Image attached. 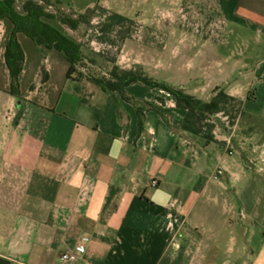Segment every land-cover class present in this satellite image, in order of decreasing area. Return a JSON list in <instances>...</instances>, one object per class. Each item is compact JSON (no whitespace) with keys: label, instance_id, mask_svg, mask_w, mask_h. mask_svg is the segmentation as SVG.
I'll return each instance as SVG.
<instances>
[{"label":"crops","instance_id":"0c3cea01","mask_svg":"<svg viewBox=\"0 0 264 264\" xmlns=\"http://www.w3.org/2000/svg\"><path fill=\"white\" fill-rule=\"evenodd\" d=\"M98 5L156 32L132 44L134 67L203 102L224 91L241 112L208 143L171 95L137 84L102 103L53 50L48 67L32 50L31 89L23 50L14 95L13 24L0 21V264H64L85 238L78 264H264V0H99L84 11Z\"/></svg>","mask_w":264,"mask_h":264},{"label":"trees","instance_id":"16d2710c","mask_svg":"<svg viewBox=\"0 0 264 264\" xmlns=\"http://www.w3.org/2000/svg\"><path fill=\"white\" fill-rule=\"evenodd\" d=\"M49 3V0H27L23 5L22 13H20L15 7V0H0V21L8 20L13 24L5 57L12 80L11 93L14 95L17 93L16 90L19 87V79L25 63L24 52L18 42L19 34L30 38L39 47L60 53L69 64L68 79L81 82L75 74L79 73V67L86 65L83 46L70 39L50 23V21L57 20V17L47 12L46 5ZM59 21L72 30H77L82 22L70 17H61ZM125 24L133 25L134 21L120 14L111 13L105 23L101 25V33L107 35L116 27ZM79 75L82 76V73L80 72ZM93 81L109 95L117 94L125 97L127 89L137 84L143 85L147 89H157L171 95L176 101V107L186 112V125L193 129L197 135L206 139L208 143L217 141L215 130L221 124L217 117L223 115L233 127L242 108L241 101L229 96L224 91L217 92L211 101L203 102L188 95L184 90L149 78L140 69L123 70L115 66L110 72L109 78H95ZM215 117L218 119V123L213 121Z\"/></svg>","mask_w":264,"mask_h":264},{"label":"rangeland","instance_id":"374dc122","mask_svg":"<svg viewBox=\"0 0 264 264\" xmlns=\"http://www.w3.org/2000/svg\"><path fill=\"white\" fill-rule=\"evenodd\" d=\"M15 7L18 12L22 13L23 5L27 0H15ZM49 5H46L47 12L54 14L57 17V20L50 21V23L60 30L63 34L68 36L70 39L75 42L81 44L83 46V53L86 58L85 64L82 67H79V73L75 74L76 78L81 80V83L84 85H88L92 90H95L99 100H102V103L107 100L108 95L105 93L95 82L93 81L95 78H109L110 72L113 70L115 66L120 67L123 70H142L146 75L147 73L143 70V68L139 66H133L132 63V55L135 53V50H132V44L137 41H145L146 32L150 33V35H155V31L153 29L148 30L144 28V26L138 23L136 20L134 24H125L124 26H118L113 31L109 32L107 35H103L101 33V25L105 23L107 17L111 13H115L104 9L101 6H95L93 9L85 10V7L90 3L97 4L99 0H64L62 7L58 0H49ZM62 1V0H61ZM68 1V2H67ZM216 9H213V17L216 19L217 17ZM61 17H70L74 20H81V24L79 25L77 30H72L67 25L61 23L59 19ZM8 21V20H7ZM11 23L10 21H8ZM12 24V23H11ZM233 25V24H232ZM232 27V26H231ZM123 36H126L124 39ZM253 42L255 38H252ZM18 42L21 45L22 50H25L29 57V65H28V78L26 81L25 89H31L32 78L31 75L35 73L36 68V60L33 58L32 50H43L44 54L42 57L46 61V67L49 66L50 58L49 52L50 49H45L37 46L30 38L26 37L23 34L18 35ZM183 46L178 45V48L181 49ZM254 47V46H253ZM255 50H261L259 47H254ZM184 49V48H183ZM191 49V50H195ZM161 52V50H157ZM53 52L55 54H59L57 51ZM62 56V55H60ZM261 56L260 54L252 56V64L255 65L257 59ZM63 58V57H62ZM53 65V64H52ZM80 72L82 76H80ZM148 76V75H147ZM149 77V76H148ZM44 74H41L40 83L44 81ZM59 80L58 74L56 75L53 72V81L57 82ZM4 80L0 78V84H4ZM85 85V86H86ZM76 87V86H75ZM74 85L71 83L69 85L68 90H73ZM128 90V89H127ZM84 97L88 98L87 90H81ZM117 95V94H116ZM121 99H125L127 97L128 100V92L126 91L125 97L121 95H117ZM162 99V98H161ZM163 100V99H162ZM219 127L222 128L223 131L229 132L231 124L229 120L220 115ZM216 117L213 119L214 122L218 123V119ZM224 126V127H222ZM221 130V131H222Z\"/></svg>","mask_w":264,"mask_h":264},{"label":"built area","instance_id":"2783aa9c","mask_svg":"<svg viewBox=\"0 0 264 264\" xmlns=\"http://www.w3.org/2000/svg\"><path fill=\"white\" fill-rule=\"evenodd\" d=\"M158 183L155 181L153 182V187H156ZM89 242L88 238L83 239V242L77 245V247L74 250H70L67 252H64L61 255V261L64 264H78L81 257L86 253L87 249V243Z\"/></svg>","mask_w":264,"mask_h":264}]
</instances>
